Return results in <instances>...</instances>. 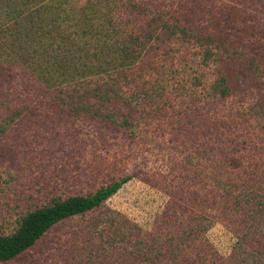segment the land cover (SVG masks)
<instances>
[{"label":"trees","instance_id":"1","mask_svg":"<svg viewBox=\"0 0 264 264\" xmlns=\"http://www.w3.org/2000/svg\"><path fill=\"white\" fill-rule=\"evenodd\" d=\"M30 1L31 8L43 0ZM73 1L47 6L44 23H55L60 17L64 30L69 31L61 34V41L56 48L52 45L51 52L53 37L50 41L37 38L35 50L41 51L47 44L42 56L49 57L40 62L38 72L47 71L45 84L51 89L44 94L38 91L35 96L38 102L44 100L60 121L68 123L77 114L83 120L127 130L150 115L142 102L147 98L141 96L151 97L168 88L183 90L181 100L200 69L183 77L178 67L166 64L168 60L162 57L172 53L174 42L182 48L179 53L196 56L199 64L213 72L206 91L214 105L240 97L236 91L245 85L264 90V27L257 30L255 23L239 14L242 11L234 2L219 6L217 0ZM251 16L255 14L249 13ZM226 25L242 29L246 42L231 34ZM40 29L36 28L37 32ZM38 37L43 34L38 33ZM53 72L57 76L53 77ZM173 72L177 76L170 82ZM5 94L1 102L0 163L3 154L11 157L14 153L9 143L25 136L18 128L9 127L10 122L18 116L24 124L31 122L30 106L36 103L31 94L19 100L9 98L8 91ZM198 108L191 110L194 117ZM243 111L244 117L259 114L263 118L264 92L253 97ZM230 127L218 121L205 129L199 122L191 126L190 131L201 134L202 140L189 146L185 157L189 162L201 159L193 164L195 178L166 191L168 198L151 228L144 229L118 213L113 214L108 228L98 229L96 222L90 225L95 234L100 231L102 242L103 230L110 232L106 246L97 245L101 253L97 264H264V142L256 144L250 137V143H243ZM129 134L134 135L133 131ZM81 135V140L85 139ZM246 148L248 155L242 156ZM206 155L209 159L204 158ZM132 177L115 179L93 192L56 194L47 204L26 211L12 232L0 235V261L11 260L31 247L57 222L100 207ZM185 177L176 176L179 181ZM216 222L235 237L228 261H221L204 235ZM90 245L94 247V243Z\"/></svg>","mask_w":264,"mask_h":264},{"label":"rangeland","instance_id":"2","mask_svg":"<svg viewBox=\"0 0 264 264\" xmlns=\"http://www.w3.org/2000/svg\"><path fill=\"white\" fill-rule=\"evenodd\" d=\"M229 1L242 11L239 14L256 24L257 30L264 27V0L216 2L219 6L221 3L226 6ZM30 2L0 0V120H3L4 105L1 102L6 96L5 92L8 91V97L15 100L31 94L36 101L30 106L31 122L24 124L19 120L22 116H18L10 125L5 122L9 127L14 126L15 130L18 128V133L25 136H19L18 140L9 143L8 148L14 149L11 157H7V154L1 156L0 235L12 232L23 213L47 204L56 194L65 196L75 192H93L115 179L126 175L133 177L100 207L57 222L31 247L11 260L0 261V264H90V261L97 264V258L101 255L97 245L101 243L106 246L110 232L103 230L102 242L100 231L95 234L90 225L96 222L98 229L103 226L108 228L114 213L144 229L151 228L168 198L166 191L188 178H195L196 174L191 172L194 170L193 164L201 159H191L193 161L189 162L190 159L185 157L189 146L202 141L201 134L190 131L197 122L203 124L205 129L211 122L218 121L238 132L243 143L245 140L250 143V137L256 144L264 142V117L259 114L244 117L243 111L250 100L264 90H253L250 85H245L236 91L242 97H231L214 105L215 101L211 102L212 97L206 91L213 72L208 66L199 64L196 56L188 52L179 53L182 48H178L176 42L171 43L172 53L162 57L168 60L166 64L172 63L171 68L178 67L183 77L200 69L197 80H191L194 83L191 90L181 100L183 90L168 88L152 93L151 97L140 95L144 97L143 100L147 98L142 102L150 115H145L142 121L127 130L123 126L83 120L77 114L68 123L60 121L46 107L47 103L44 100L38 102L39 97L35 96L38 91L44 94L51 90L45 84L47 71L42 69L38 72L40 62L49 57L42 56L47 44L41 51L35 50L37 38L50 41L53 37L51 52L52 45L56 48L58 40L61 41V34L69 31L64 30L60 17L55 23H44L48 19L47 6L59 7L66 0H43L31 8ZM32 10L37 11L34 13ZM249 13L255 16L248 17ZM38 27H41L39 32L36 30ZM226 27L231 34L239 36L241 42H246L242 29H237L236 25ZM38 33H42L43 37H38ZM52 74L53 77L57 76L55 72ZM170 76L171 82L177 75L173 72ZM261 83L264 89V81ZM125 95L124 92L123 97ZM197 107L198 116L194 117L191 110ZM188 112L191 116H188ZM130 131L134 135L129 134ZM81 134L85 139L81 140ZM3 141L6 142L5 139ZM247 155L248 148L242 151V156ZM16 161L20 164H16ZM178 174L187 177L179 181L176 178ZM204 235L221 261H228L235 240L232 231L216 222ZM91 243H94V247Z\"/></svg>","mask_w":264,"mask_h":264}]
</instances>
